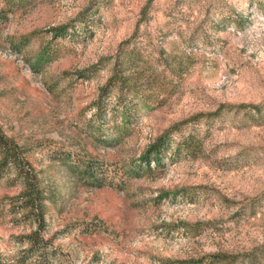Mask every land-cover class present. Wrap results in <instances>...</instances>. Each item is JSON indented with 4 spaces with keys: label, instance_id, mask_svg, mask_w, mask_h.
Here are the masks:
<instances>
[{
    "label": "rangeland",
    "instance_id": "obj_1",
    "mask_svg": "<svg viewBox=\"0 0 264 264\" xmlns=\"http://www.w3.org/2000/svg\"><path fill=\"white\" fill-rule=\"evenodd\" d=\"M121 65L131 91L116 86L104 101H126L131 120L97 122L93 103ZM220 109L173 134L198 135L200 157L145 170L159 136ZM0 127L47 197L44 264L214 253L264 264V0H0ZM64 161L100 162L108 186H88ZM12 178L0 180V255L36 264L27 236L38 225Z\"/></svg>",
    "mask_w": 264,
    "mask_h": 264
},
{
    "label": "trees",
    "instance_id": "obj_2",
    "mask_svg": "<svg viewBox=\"0 0 264 264\" xmlns=\"http://www.w3.org/2000/svg\"><path fill=\"white\" fill-rule=\"evenodd\" d=\"M59 36L64 37L68 31L65 28L56 30ZM58 36V35H57ZM118 86L124 96L125 89L131 91L129 78L124 75V68L121 65L115 71L111 78L107 81L106 85L100 89V95L93 103L94 117L97 122H103L105 118L111 113H119L122 119L128 123L131 120V111L126 101H117L111 105L110 102L104 101L109 91ZM128 94V93H127ZM224 108V107H223ZM240 110L249 111L253 110L260 113L261 108L256 105L241 104L238 106ZM220 111L199 115L190 120L179 123L166 131L163 135L159 136L144 152L141 164H144L145 170L151 171V165L164 168L166 160L169 159L173 162H178L184 155L186 157L198 158L204 150L202 141L194 133L184 135L178 139H174L173 134L179 132L181 127L189 122L197 121L202 117L214 118L220 115ZM169 156V157H168ZM83 168L78 167L75 169L70 163L64 161V166L71 171L80 175L79 178L82 182L91 187L102 188L108 186L106 182L105 168L100 162L84 163ZM77 170V171H76ZM144 170V168H141ZM12 175V186H22V191L16 196L22 210L27 212L30 217L37 223L38 228L27 236L28 243L31 247L27 252L31 253L30 256H40V261L36 264H44L42 260L47 257V244L44 241L42 231L45 224V211H46V194L42 188L38 172L35 170L32 163L27 158V151L20 146L12 137H9L0 127V180ZM234 257L224 253H214L204 255L198 258L186 259H160L154 264H220L222 262L233 263ZM0 264H10L0 255Z\"/></svg>",
    "mask_w": 264,
    "mask_h": 264
}]
</instances>
